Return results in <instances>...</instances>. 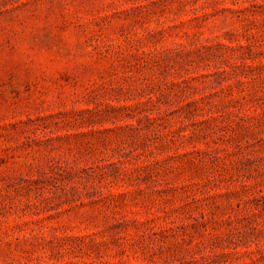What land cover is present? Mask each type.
Wrapping results in <instances>:
<instances>
[{"label": "rangeland", "instance_id": "rangeland-1", "mask_svg": "<svg viewBox=\"0 0 264 264\" xmlns=\"http://www.w3.org/2000/svg\"><path fill=\"white\" fill-rule=\"evenodd\" d=\"M0 264H264V0H0Z\"/></svg>", "mask_w": 264, "mask_h": 264}]
</instances>
